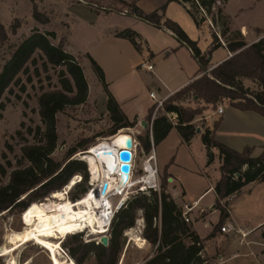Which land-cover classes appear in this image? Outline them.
<instances>
[{"label": "trees", "instance_id": "16d2710c", "mask_svg": "<svg viewBox=\"0 0 264 264\" xmlns=\"http://www.w3.org/2000/svg\"><path fill=\"white\" fill-rule=\"evenodd\" d=\"M218 1L221 2V0H168V3L183 6L198 29H201L206 22L212 23L214 32L211 33V48L206 55H202L198 42L192 41L178 23L168 19L164 20L166 6L159 11L147 14L137 6L138 0L132 3L115 0L120 7L115 11L121 13L128 9L130 15L156 28L165 27L173 33L183 45L193 52L194 57L199 61L201 71L208 69L210 63L208 58L214 51L226 47L232 54V57L215 67L209 75H203L194 80L166 99L163 112L158 113L160 116L157 114L154 118L155 107L149 109L146 122L151 124L152 130L151 132L148 130L144 136L135 138L137 142L140 141L147 153L152 143L155 146L159 145L173 128L177 129L183 142L189 144L197 135L193 122L197 116H201L206 111L204 106H212L216 109L217 104L226 100L235 109L244 112L252 111L264 117V38L249 45L241 31L231 29V19L224 13V8L217 6ZM223 1L224 7L227 5V0ZM32 5L33 20L41 25H48L50 23L48 16L39 10L35 2H32ZM190 6L197 10L203 9L206 16L200 13V18H198ZM214 7H216L215 11ZM18 28L19 26L14 24L12 33L16 34ZM116 36L128 40L138 52L142 51L138 43L140 36L136 32L126 30ZM229 36H232V39ZM55 39V32L42 33L34 29L29 37L14 48V52L0 71V110H4V96L11 93L14 86H20L21 76L28 72L30 64H36L37 54L46 58L45 68L47 65L64 68L60 72L62 89L44 92L38 99L42 126L29 130V134L35 136L37 143L23 146L22 157L28 165L13 170L9 176V183L0 188V214L13 209H19L23 213L28 211L32 205L39 204L36 202L43 203L49 196L69 186L79 176L78 174L81 175L79 177H82L83 184L76 185L80 192L71 194L70 199L74 201L72 203H77L86 196L88 191V188L84 187L88 181L86 165L83 161L72 158L78 153L79 148L89 151L94 146L87 149V145H82L71 149L62 161L52 158L58 146L57 115L69 107L84 105L89 94L83 68L73 55L65 51V41L54 45L52 40ZM7 40V30L0 22V43L3 44ZM88 58L107 94L106 109L115 124V129L109 134L110 139L108 140L113 141L117 135L123 133L120 131L135 127L138 120L131 122L125 116L107 89L103 70L91 57ZM244 80L255 83L259 91L250 92L245 88ZM187 98H197L194 103L200 105L203 103V106L187 109L179 105ZM164 112L177 114L178 125L173 126L164 116ZM220 124L219 119L212 130L206 128L201 139L207 149L208 166L214 162L213 149L219 151L223 160L220 169L221 179L214 188L217 195L215 209L220 212L219 226L221 228L230 217L229 200L238 196L249 184L264 183V147L262 154L254 158L251 148L237 152L220 144L214 137V132ZM24 126L23 123L22 127ZM18 134L21 135V132ZM3 175L6 176V173L3 172ZM140 211L145 221L143 236L156 249L155 255L144 264H212V260L204 255V251L205 242L210 240L214 234L202 240L192 230V226L184 221V211L166 193L164 186L161 194L151 193L149 196L139 194L130 198L126 207L121 209L112 221L108 247L96 245L93 241L85 242L82 239L83 234H75L62 244L75 264H86L91 259L95 260V264H119L124 245L123 234L134 228ZM159 219L160 224L155 222Z\"/></svg>", "mask_w": 264, "mask_h": 264}, {"label": "rangeland", "instance_id": "374dc122", "mask_svg": "<svg viewBox=\"0 0 264 264\" xmlns=\"http://www.w3.org/2000/svg\"><path fill=\"white\" fill-rule=\"evenodd\" d=\"M30 1L35 2L39 10L45 13L50 19V23L48 25L39 26V28H41L40 32L42 33L47 32L44 31L45 29L56 32V39L52 40L54 45H59L61 41H65L66 43L68 38L70 39L72 51L97 55L99 59H102L101 61L109 73L111 79L116 78L121 74L122 71L125 70L124 65L128 66L130 59H132V53L131 55H128L125 50L122 49L125 39H116L117 36L115 39L110 38L111 36L106 34V27L101 26L100 22H105L108 25L120 29L121 27L133 25L131 18L113 14L110 17H103L96 24H92L93 21L91 20L93 17L91 16H94V13V15L90 16L89 13H78L74 9H72L70 12H66L67 6L65 2L69 0ZM30 1L0 0V22L3 24V26H5V28L9 27L7 30L9 34L8 40L3 44L0 43V67H2L6 61H8L10 55H12L14 52V48L18 46L22 40L29 37L33 33L35 27H37L30 12ZM84 1L92 3L93 6L91 7L94 10H100L104 8V12H109V10L115 11L116 9L120 8L115 3V0ZM223 2L224 1L221 0L220 7L224 8V13L226 9L225 14L231 18L230 27L233 31H238L241 26H256L264 30V0L261 2H258L257 0H227V7H223ZM190 7L192 12L198 18H200L199 15L202 13L201 10H197L192 6ZM125 10H123V12ZM128 12L130 11L128 10ZM67 13H69L70 16L67 17ZM12 17H16V19L12 20ZM209 17L211 18V16ZM14 24L19 26L16 34L12 33V26ZM139 26L144 28L143 25ZM207 27L211 32L207 29ZM202 28L206 29L208 32H210V34L214 32L208 22H206ZM129 29L133 30L132 27ZM123 30L126 31L128 29L125 30V28H122V32H124ZM208 32H204L205 35L204 37H201L199 42V48H202L203 50H206L211 43L210 40L212 37ZM229 38L232 39V36H229ZM121 39L123 41H121ZM126 44L129 43L126 42ZM223 55L224 51H219L214 56V61H217ZM80 59L81 58L78 57L76 58V61L83 68L84 75L89 86L88 99L84 105L69 107L63 113L57 115L58 146L52 155V158L56 161H62L68 151L78 148L79 146L87 145V149H90L91 147L103 142H112L111 140H108L110 139L108 136L115 129V124L112 122L106 109L105 99L107 94L104 92V87L100 83L97 75L94 74L92 65H89L90 63L88 64L86 60L81 59L80 61ZM45 62L46 58L43 55L37 54L36 64H30L28 72L21 76L20 86H14L11 93H7L3 98L5 107L4 110H0V188L6 186L9 183V176L13 170L20 169L28 165V163L22 157L21 150L26 144L32 145L37 143L35 136L29 134V130H35L37 126H42L39 116V97L44 92L62 89L60 72L64 68H57L51 65H47L45 68ZM137 70L139 74L144 76V71H141L140 69ZM93 74L95 76H93ZM140 81V78L134 80L135 87L138 88L140 86ZM151 87V85L148 86V93ZM248 89L250 92L259 91V88L255 83H253V85H251V87ZM147 96L148 94L145 90L141 91L139 99L142 104L148 102ZM225 103L228 104L229 102L226 101L222 104H217L216 109L222 105L224 106ZM179 105L187 109H196L203 106V103L201 105L196 104L194 101H191L190 98H187L182 100ZM204 107L206 108V111L201 116H197L193 122L195 127H201L203 131H205L208 126H210L205 117L208 115H213L212 112L216 110L212 106ZM158 116H160V114H158ZM212 118H214L213 120L216 119L215 117ZM216 122L217 121L213 122V126L216 124ZM23 123L25 124L24 127H22ZM18 132H21V135H19ZM124 132L125 134L131 135L134 138L144 136L146 134L144 133L145 130L142 128L139 122H137L135 127L130 128L129 130H123V133ZM84 149L85 148H79L78 153L72 159L83 161L85 163L88 181L84 187L88 188L89 191L91 184L98 185L99 182H92L91 170L90 179V174L88 172V167L90 169L89 163L82 156L86 155L90 150L84 151ZM141 158L143 160L144 156H141ZM3 172L6 173V176L3 175ZM78 175L81 176L80 174ZM77 177L72 181L76 183L72 187L69 194L70 202H74L70 199L71 194L80 192V189H78L77 186L83 184V182L78 183L80 177L79 180H77ZM72 182L69 185H71ZM194 182L195 179H193L191 185L194 186ZM163 186L166 190V193L173 198V190H171L172 186L167 182V178L162 176V190ZM194 195L195 194L191 193L190 199L194 197ZM50 198L51 196H49L48 199ZM179 198H182V193H180ZM119 199L120 198L115 197L112 203L116 204ZM212 200L213 195H209L203 201L202 205L209 208ZM44 202L45 200L43 203ZM26 214L27 211L23 213L19 209H13L10 212H4L0 214V249L6 245L7 234L10 232H21L25 228L24 218ZM213 216L214 215H212V217L207 221L214 222L215 216ZM262 217H264V215H262ZM140 219L141 214L138 212L134 228L126 231L123 234L124 245L119 264H144L156 253L155 247L150 245L143 236L145 228L142 229V234L140 233L141 227L140 225H137V221ZM188 225L192 226L191 223ZM197 227L201 235H205L207 233V227H205L204 224H198ZM215 228H220L219 223ZM132 230L134 231L135 235H131L129 237L126 236V234L128 235V232H131ZM109 234L110 230L106 234V236L110 238ZM261 234L262 238L260 239L264 240V229H262ZM71 236L73 235H68V237L62 239L61 244ZM87 237L88 236L85 234L83 235L82 239L86 242ZM54 239H59V236H54ZM99 239L100 237L95 236H91L90 238V240L93 242ZM61 247L63 250L62 258L69 260V258H67L64 253L67 252L64 248V245L62 244ZM222 252V249H217V255H220ZM13 256L16 258L18 264H51L49 252L37 246L34 242L26 243L20 248L16 249ZM9 259V256L1 257L0 264H8ZM213 260L211 261L212 264H217ZM242 261L244 260L238 259L233 261L232 264H240ZM86 264H95V260L91 259Z\"/></svg>", "mask_w": 264, "mask_h": 264}, {"label": "crops", "instance_id": "0c3cea01", "mask_svg": "<svg viewBox=\"0 0 264 264\" xmlns=\"http://www.w3.org/2000/svg\"><path fill=\"white\" fill-rule=\"evenodd\" d=\"M123 1L132 3L134 0ZM257 1L261 2L262 0ZM65 4L67 6L66 12L74 9L78 13H89L90 16L95 14L91 16L93 17L91 20L93 21L92 24H96L103 17H110L113 14L132 19L133 25L121 27L120 29L108 25L105 22H100L101 26L106 27V34L111 36L110 38L112 39H115L116 35L122 32V28L132 30L129 29L131 27L133 28L132 31L140 36L138 43L141 45V52H137L129 41L124 40L122 49L128 55L132 53V59H130L128 66L124 65L125 70L116 78H110L109 73L101 61L102 59H99L97 55L72 51L70 39L68 38L65 43V51L67 53L76 58L80 57L86 60L88 64L90 63L89 65H91V62L88 57H91L101 67L105 75V82L109 93L115 98L121 111L131 122L134 120H138L139 123L146 121L149 109L154 104L150 98L151 92H156L157 100H166L194 80L203 76L204 71H201L199 61L194 57L193 52L187 46L183 45L165 27L156 28L133 15H123L122 12L119 13L113 10L104 12V8L94 10L91 7L93 4L84 0H69ZM30 5V12L33 14L31 1ZM137 6L147 14L159 11L162 7L166 6V12L163 16L164 20L168 19L176 23L178 22L189 38L194 42H198V47L201 37L205 35L204 32H208L203 28L198 29L186 9L177 3H168V0H138ZM66 16L68 17L70 14L67 13ZM12 18V20L16 19V17ZM35 24L37 25L35 29L38 30L41 29L39 26H45L37 22ZM139 25H143L144 28ZM238 30L241 31L249 45L264 38V30L256 26H241ZM44 31L54 32L48 29ZM210 32L208 33L211 36ZM121 41L123 40L121 39ZM210 41L212 43V38ZM126 42L129 44H126ZM211 43L206 50L199 48L202 55H206L209 52ZM219 51H224V55L217 61H214V56ZM230 57H232V54L229 53L226 47L214 51L208 58L210 59V63L207 70L211 72L215 67ZM146 60H150L154 64L155 70L153 73L144 71V76H142L137 69ZM2 67H0V71ZM94 74L93 76H95ZM139 78L141 81L140 86L137 88L134 85V80ZM243 84L248 89L253 85V82L244 80ZM149 85L152 87L148 93L147 88ZM143 90L148 94V102L145 104H142L139 99L140 93ZM223 102H226V100ZM221 107L224 109V114L219 118L221 124L214 132L215 140L237 152L251 148L253 149V157H259L264 147V117L252 111H240L231 107L229 103H225ZM212 116L208 115L205 117L210 125L208 128L211 130L213 129V122L215 121ZM148 125V129L144 133L148 130L151 132L152 126L151 124ZM201 137L202 134L197 133L191 142L186 144L183 142L177 129L173 128L167 138L155 146L162 176L166 178L171 177L175 180V185H171L173 199L183 211L186 212V206L190 209L188 217L191 220L192 228L202 240L207 239L212 233L214 234L210 240L205 242V256L212 260L214 259L213 261L217 264H232L233 261L238 259L244 260L240 264H264V248L261 246L264 240L260 239L262 238L261 231L264 229V217H262L264 215V183L249 184L243 188L238 196L231 198L228 203L230 217L225 224L238 228L244 233L250 231L252 233L243 242H241V237L235 234H222L220 229L215 228L220 222V212L215 210L217 195L214 188L221 179L220 169L223 160L220 157L219 151L213 149L214 162L208 166L207 149ZM151 141H153L152 137ZM137 143L136 166L140 170L142 163L141 156H144L147 152L144 151L139 140ZM193 179H195L194 186L191 185ZM174 186H176L175 189H173ZM180 193H182L181 199L179 198ZM191 193L195 195L190 199ZM209 195H213V200L210 203V207L207 208L202 203ZM212 215L215 216V221H209V223L207 220ZM198 224H204L207 227V233L205 235L199 233ZM217 249H222L223 252L217 255Z\"/></svg>", "mask_w": 264, "mask_h": 264}, {"label": "bare ground", "instance_id": "6f19581e", "mask_svg": "<svg viewBox=\"0 0 264 264\" xmlns=\"http://www.w3.org/2000/svg\"><path fill=\"white\" fill-rule=\"evenodd\" d=\"M128 137L129 135L125 132L121 133L111 143L97 144L86 155H82L89 163L93 183H111L119 179L120 182L112 187L118 192L122 190L125 180L124 176L120 174V162L117 157L119 148L125 145ZM113 174H118L120 177L114 178L111 176ZM75 183L72 182L68 189L71 190ZM53 195L50 199L47 198L44 203L34 204L28 209L24 218L25 228L21 232L7 234L6 245L0 249V258L9 256L8 264H18L13 256L14 252L30 242H34L49 252L51 264H74L72 260L70 262V260L62 258L61 240L64 237L78 233L85 226L93 229L95 237H101L108 233L110 218L108 214L114 199L109 200L98 190L94 194L87 192L86 196L75 204L61 192ZM106 199L107 203H105ZM131 235H135L133 230L128 232V235L126 234L128 237ZM54 236H59V239H54Z\"/></svg>", "mask_w": 264, "mask_h": 264}, {"label": "built area", "instance_id": "2783aa9c", "mask_svg": "<svg viewBox=\"0 0 264 264\" xmlns=\"http://www.w3.org/2000/svg\"><path fill=\"white\" fill-rule=\"evenodd\" d=\"M221 2L218 1L217 2V6H220ZM214 11L216 10V7H214L213 9ZM201 12L204 16H206V13L203 9H201ZM123 15H130V12H128V10H125L124 12H122ZM210 26L213 28L212 23L209 22ZM218 37L220 38V36L218 35ZM221 39V38H220ZM222 41V40H221ZM224 45V44H223ZM138 69H140L141 71H145L147 73H153L155 70V66L154 64L150 61V60H146L144 62H142L139 66ZM210 71L209 70H205L203 75H209ZM150 98L151 100L154 102L153 106L155 107V113H154V118L156 117L157 113L162 111L163 112V108H164V102L165 100H157L156 98V93L155 92H151L150 93ZM197 98H192L191 101H196ZM224 114V109L220 106L217 108V110L213 113L212 117H215V121H218L219 118ZM164 116L168 119V121L173 125V126H177L179 119L177 114L175 113H165L164 112ZM196 132L203 134L205 131H203V129L201 127H195ZM123 132V131H120ZM119 132V133H120ZM118 133V134H119ZM121 151H129L131 153V161L129 162L130 165V172H129V179L127 180V182L125 183V185L122 187L121 191H116L114 187H112V185H117V182H120L119 179H117L114 182L108 183V182H103L101 184L95 185V184H91V188L88 192L93 193L98 190L100 193L103 190V185L105 183L108 184L107 190L105 192L104 195L107 196V198L109 200L114 199L115 197L120 198L119 201L115 204H112V207L110 208V213L108 215H110L109 218V222H108V228L107 230H110L112 221L115 217V215L123 208L126 207L127 202L130 200V198L139 195V194H143V195H150L151 193H158L161 194L162 191V173L160 171V167H159V162H158V158H157V152L155 149V145L154 143L151 144V149L148 153L144 154V159L142 160L141 163V168L140 170L137 169V151H138V143L135 140V138L133 137V148L131 150H127L125 148V145L121 148H119V153ZM118 160V157H117ZM119 161V160H118ZM120 162V161H119ZM122 164V162H120V165ZM88 172L90 174V169L88 167ZM120 174L123 176V174L120 172ZM114 178H119L120 176L118 174H113L111 175ZM90 179H91V174H90ZM82 181V177H80V180L78 183H81ZM167 182L170 185H175V180L174 178H167ZM97 184V183H96ZM176 186L173 187V189H175ZM61 194H63L64 196H66L69 199V194L71 192V190L68 189V186H65L61 191ZM54 195H51V197ZM107 203V199L106 202ZM186 212L184 211L183 213V219L187 224L191 223V220L188 217V212L190 209H188V207H185ZM141 214V219L137 221V225H140L141 229H140V233L142 234V229L145 228V221L143 219V213L142 211H140ZM156 223L160 224V219L159 221L155 220ZM79 231H85L83 235H87V240L86 242H90V238L91 236H93V229L91 227H87L85 226L84 229H80ZM220 232L222 234H235L237 236L241 237V242H243L252 232H243L242 230L229 226L228 224H224L223 227L220 228ZM96 245H102L100 240H96L94 241ZM264 247V243L261 244ZM66 257L69 258L70 262L72 259H70V257L68 256L67 252H64ZM220 259H222L220 257ZM223 264V263H221Z\"/></svg>", "mask_w": 264, "mask_h": 264}, {"label": "water", "instance_id": "95a60500", "mask_svg": "<svg viewBox=\"0 0 264 264\" xmlns=\"http://www.w3.org/2000/svg\"><path fill=\"white\" fill-rule=\"evenodd\" d=\"M140 125L142 126V128L144 130H147L148 127H149V125H148V123L146 121L140 122ZM198 134H200V133L198 132ZM125 148L127 150H131L133 148V136L129 135V137L127 138V140L125 142ZM118 160L120 162H122V164L119 167V170L123 174L124 180H125L124 182L126 183L127 180L129 179V172H130L129 162L131 161V153L129 151H121L118 154ZM107 187H108V184L105 183L103 185V190H102V194L103 195L105 194V192L107 190ZM99 240H100L102 246H104V247H108L109 246L110 238L108 236L103 235L102 237H100Z\"/></svg>", "mask_w": 264, "mask_h": 264}]
</instances>
